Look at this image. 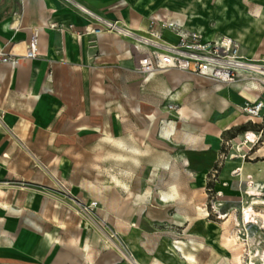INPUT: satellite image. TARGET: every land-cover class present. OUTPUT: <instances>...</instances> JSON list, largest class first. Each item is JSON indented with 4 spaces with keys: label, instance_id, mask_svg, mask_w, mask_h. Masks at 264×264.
<instances>
[{
    "label": "crops",
    "instance_id": "0c3cea01",
    "mask_svg": "<svg viewBox=\"0 0 264 264\" xmlns=\"http://www.w3.org/2000/svg\"><path fill=\"white\" fill-rule=\"evenodd\" d=\"M75 1L138 34L146 32L150 19L154 17L196 31L208 39L227 35L238 41L242 56L251 60L264 59V0ZM90 22L86 15L77 11L66 0H0V51L16 56L14 63L0 62V153L5 152L2 142L7 134L17 135L22 129L39 131L51 121L76 122L71 135H84L89 128L86 123L90 117L87 107L92 106L94 113L101 115L105 120V101L111 97V88L117 90V96L121 99L123 91L133 84L134 91L130 90L128 100L131 114H137L141 104L144 114L150 116L154 113V107L138 101V92L143 95L150 94L159 79L168 83L169 92L180 86L183 87L182 91H186L187 85L200 91L199 94L206 88L210 89L214 101L206 98L205 92L200 96L203 97L209 113L215 110L221 114L211 122L203 110L182 105L175 112L186 120L179 124L178 128L182 129L179 133L167 128L172 123L168 121L169 118L177 117L172 116L169 110L159 112L158 117L164 121L159 130L163 140L180 146L189 145L193 147L191 150H196L201 146V136L208 133L212 149L215 151L222 131L245 121L256 124L262 122L264 110L259 118L249 120L240 113L243 105L239 111L238 104H232L218 93L232 90L245 103L257 98L264 100V91L245 89L238 92L241 84L221 86L177 70L156 72L149 77H142L134 70L132 39L113 32H89L85 27ZM165 34L171 38H166ZM32 35L37 39L38 54L35 58L27 59L13 52L24 51ZM162 39L175 42L177 37L172 31L164 29ZM139 78L142 79V84L133 82ZM179 92L180 90L176 91L172 96L177 97ZM96 130V137H115V134L105 132L100 127ZM200 131L203 134L199 133ZM248 132L252 131L244 132V141L247 143ZM138 135L143 138L149 136L148 128L142 127ZM241 150H246L244 152L248 160L233 159L227 162V178H233L232 189L235 185L239 187L240 182L244 192L253 189L255 194L248 193L249 197H259V187L264 188V143H257L253 147L245 145ZM57 160L56 158L55 161ZM189 165V160L184 158L181 167ZM54 175L57 179H62L59 170H54ZM115 181L119 182L117 179ZM174 182L179 184L178 191L185 184L179 179H173L171 185ZM2 195L4 191L0 189V196ZM176 195H179V192L173 191L171 187L169 193H159L157 199L167 204L172 202ZM117 206L116 200L113 201L111 208L115 209L114 218L118 223L116 235L133 250L136 249L138 256L134 261L127 258L124 260L113 253L97 262L99 250L95 244L98 237L83 240L80 229L77 234L66 236V240L56 238L57 240L50 241L45 253V256L49 257V264H176L173 255L166 253L165 246L168 240L180 239L168 232L161 237L159 244L150 250L149 245L155 234L142 232L138 219L135 223L132 222L133 216L139 217L136 207L131 204H121L118 208ZM45 208L46 201L43 200L38 210L44 213ZM2 211L18 218L20 225H26L38 235L45 236L34 221L28 223L25 220L22 208H13L3 202L0 205V212ZM143 215L151 221L166 222L175 226L182 227L186 223L185 215L178 212L168 216L160 206L146 208ZM4 223L5 219L0 216V249H9L16 237L3 228ZM192 233L202 238L208 237L209 234L204 227L189 228L185 232L186 238L195 242L201 238L192 236ZM189 247V244L185 243L184 250H190ZM206 251L200 247L192 250L198 264V254H204ZM214 253L215 247L211 246V251L206 253L208 260L212 259Z\"/></svg>",
    "mask_w": 264,
    "mask_h": 264
},
{
    "label": "rangeland",
    "instance_id": "374dc122",
    "mask_svg": "<svg viewBox=\"0 0 264 264\" xmlns=\"http://www.w3.org/2000/svg\"><path fill=\"white\" fill-rule=\"evenodd\" d=\"M165 37L171 38L168 34ZM141 81L140 78L133 80L138 85ZM130 90L134 91L133 84L123 91L121 99L117 90H109L112 94L105 101V120L94 113L92 106L87 107L89 128L84 135H71L76 122L58 121L49 122L39 131L22 129L17 135L7 134L2 142L5 152L0 153V189L4 191L0 205L7 202L13 208H22L25 220L34 221L45 236L20 225L18 218L0 212L5 219L3 228L16 237L12 247L0 249V264H49L45 253L50 241L66 240V236L75 235L80 229L83 240L98 237L95 244L99 250L97 262L113 253L134 261L138 256L136 249L116 235L118 223L114 218L115 209L111 208L115 200L117 208L121 204L134 205L139 217L133 216L132 222L138 219L142 232L155 234L150 250L168 232L180 239L177 241L183 243V248L185 243L190 246L191 239L187 240L185 232L189 228L204 227L208 237L191 235L201 238L197 242L202 241L207 246L198 247L205 251L215 247V253L211 260L207 258V251L198 254L199 264H236L232 261V249L223 243L225 237L231 240V245L239 246V264H264V188L259 187V197H249L240 182L239 187L235 185L232 189L233 178L226 175L227 162L248 160L246 150L241 147L264 143V115L260 127L249 130L255 134L252 142H245L244 132L238 131L240 126L253 123L245 121L222 131L215 151L208 133L200 131L203 134L201 146L191 150L192 146L175 145L160 137L164 121L158 115L167 111L169 104L173 106L169 112L177 118H169L172 123L166 126L172 132L182 130L178 126L186 121L175 113L182 105L203 110L212 122L221 114L215 110L209 113L200 96L205 92L206 98L214 101L210 89L199 94L200 91L187 85L186 91L180 86L169 92L168 83L159 79L150 94L138 92V101L154 107L150 116L144 114L141 104L138 113L131 114ZM178 90V96L173 97ZM218 94L239 107L244 105L232 90ZM99 127L115 137H96ZM142 127L148 128L149 136L139 137ZM232 134L235 136L231 137ZM184 158L190 162L188 167H181ZM54 170H59L62 179L55 177ZM173 179L185 183L179 188V195L167 204L160 202L159 193H169L171 187L178 191V182L171 185ZM43 200L46 208L40 213L38 207ZM157 206L165 209L168 216L178 212L185 215V225L175 226L144 217L146 208ZM243 208H251L254 213L246 222L242 220ZM173 241L176 240L167 241L165 251L174 256L176 264H181ZM189 249L184 250V254L193 253L191 246ZM180 254L182 257L183 253Z\"/></svg>",
    "mask_w": 264,
    "mask_h": 264
},
{
    "label": "built area",
    "instance_id": "2783aa9c",
    "mask_svg": "<svg viewBox=\"0 0 264 264\" xmlns=\"http://www.w3.org/2000/svg\"><path fill=\"white\" fill-rule=\"evenodd\" d=\"M66 1L91 20L85 30L95 34L113 32L132 39L134 70L142 77H149L156 72L177 70L221 86L246 85L255 81L259 85L258 90L264 91V59L251 60L242 56L238 41L232 37L222 35L208 39L196 31L154 17L150 19L146 32L138 34L102 17L75 0ZM164 29L172 31L177 40L168 42L162 39ZM37 54V39L32 35L23 56L33 59ZM15 61L16 56L0 51V62ZM167 109H173V106L169 104ZM241 110L249 118L261 116L264 100L257 98L252 102L246 101Z\"/></svg>",
    "mask_w": 264,
    "mask_h": 264
},
{
    "label": "bare ground",
    "instance_id": "6f19581e",
    "mask_svg": "<svg viewBox=\"0 0 264 264\" xmlns=\"http://www.w3.org/2000/svg\"><path fill=\"white\" fill-rule=\"evenodd\" d=\"M14 53H16L17 55H24V53H25V50L24 51H22V52H20V53H17L16 51H13ZM250 85H252V86H250ZM244 88H247V89H249V90H252V91H257L258 89H259V85H258V83H256L255 81H253L252 82V84L250 83V84H246V85H241V86H239V88H238V92L239 91H242ZM262 92V91H261ZM248 101V100H247ZM248 102H250V101H248ZM240 108V107H239ZM182 113V112H181ZM240 113H242L241 111H240ZM243 114V113H242ZM187 115V114H186ZM246 116V115H245ZM260 116H258V117H252V118H249V119H255V118H259ZM246 139H247V141H249V142H252V141H254V139H255V134L253 133V132H248L247 134H246ZM95 169V168H94ZM176 186H177V184H176ZM179 187V186H178ZM178 187H177V189H178ZM177 192H179V191H177ZM247 192L248 193H254L253 192V189L251 188V189H248L247 190ZM3 193V192H2ZM255 194V193H254ZM258 194V193H257ZM163 200V199H162ZM166 200V199H165ZM169 200V199H168ZM164 202V201H163ZM198 204V203H197ZM199 205V204H198ZM253 211H252V209L251 208H243V211H242V220H243V222H246L249 218H252L253 217ZM177 217V216H176ZM131 225V224H130ZM57 240V239H56ZM69 240H71V239H69ZM189 240V239H188ZM71 242L73 243V241L71 240ZM56 243V242H55ZM61 243V242H60ZM75 243V242H74ZM173 243L174 244H172V246H173V248H174V251L176 252V254L180 257L179 259H180V261H181V264H196V257L194 256V253H187V254H184V248H183V243L182 242H180V241H173ZM223 243L226 245V246H230V248L232 249V254H231V256H232V261L234 262V263H236V264H239L240 263V254H241V250H240V248H239V246L238 245H234L233 246V244L231 245V240L230 239H228L227 237H225V239H224V241H223ZM190 246H191V249L192 250H195L198 246H200V247H204V248H207V246H205L204 245V243L202 242V241H194L193 239H191L190 240ZM64 245V244H63ZM86 245V244H85ZM236 246V247H235ZM53 250V249H52ZM57 251V250H56ZM185 252H187V251H185ZM180 253H183V256L181 257L180 255ZM174 257V256H173ZM129 261V260H128ZM130 263V262H129Z\"/></svg>",
    "mask_w": 264,
    "mask_h": 264
},
{
    "label": "trees",
    "instance_id": "16d2710c",
    "mask_svg": "<svg viewBox=\"0 0 264 264\" xmlns=\"http://www.w3.org/2000/svg\"><path fill=\"white\" fill-rule=\"evenodd\" d=\"M260 126H259V124H256V123H250L248 126L247 125H243V126H240L239 128H238V131L239 132H246V131H249V130H251V129H254V128H259ZM231 130V129H230ZM235 136V134H232L231 135V137H234Z\"/></svg>",
    "mask_w": 264,
    "mask_h": 264
}]
</instances>
